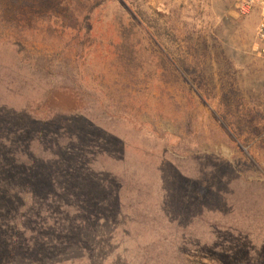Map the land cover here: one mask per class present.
Wrapping results in <instances>:
<instances>
[{
  "label": "rangeland",
  "instance_id": "1",
  "mask_svg": "<svg viewBox=\"0 0 264 264\" xmlns=\"http://www.w3.org/2000/svg\"><path fill=\"white\" fill-rule=\"evenodd\" d=\"M239 1L0 0V115L76 111L121 184L120 211L91 217L53 260L264 264V61L259 13ZM14 59L33 72L6 74ZM1 190L0 207L21 210ZM46 211L51 225L69 214ZM11 239L0 264L15 263Z\"/></svg>",
  "mask_w": 264,
  "mask_h": 264
},
{
  "label": "trees",
  "instance_id": "2",
  "mask_svg": "<svg viewBox=\"0 0 264 264\" xmlns=\"http://www.w3.org/2000/svg\"><path fill=\"white\" fill-rule=\"evenodd\" d=\"M41 64L44 65L39 70L52 67L47 62ZM12 67L6 74L15 76L13 73L22 69L27 74L33 72L30 66L20 67L16 59ZM85 121L76 111L55 110L46 105L16 115L8 108L0 115V192L1 185L7 184L18 192L21 201L26 198L21 210L14 201L0 207V240L11 236L12 254L19 260H14V264H60L63 260L52 259L53 251L76 248V240L80 239H70L78 233L76 230H81L79 226H86L91 217H98L96 214L115 215L120 211L121 184L103 170L110 166L113 156L96 154L95 149L88 148L91 135L81 132L79 122L89 131H102ZM111 139L120 143L118 135ZM67 209L69 214L59 217L62 221L56 224L42 218L46 210L60 214ZM19 210L21 227L14 228L9 225L10 218Z\"/></svg>",
  "mask_w": 264,
  "mask_h": 264
},
{
  "label": "built area",
  "instance_id": "3",
  "mask_svg": "<svg viewBox=\"0 0 264 264\" xmlns=\"http://www.w3.org/2000/svg\"><path fill=\"white\" fill-rule=\"evenodd\" d=\"M238 7L243 14L259 13L253 52L257 58L264 61V0H240Z\"/></svg>",
  "mask_w": 264,
  "mask_h": 264
}]
</instances>
